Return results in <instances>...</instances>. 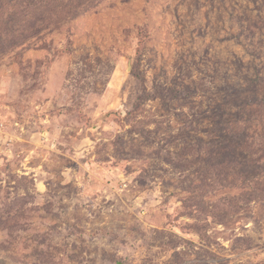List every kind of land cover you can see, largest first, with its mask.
<instances>
[{
    "label": "rangeland",
    "instance_id": "obj_1",
    "mask_svg": "<svg viewBox=\"0 0 264 264\" xmlns=\"http://www.w3.org/2000/svg\"><path fill=\"white\" fill-rule=\"evenodd\" d=\"M260 79L264 0H0V264H264Z\"/></svg>",
    "mask_w": 264,
    "mask_h": 264
},
{
    "label": "trees",
    "instance_id": "obj_2",
    "mask_svg": "<svg viewBox=\"0 0 264 264\" xmlns=\"http://www.w3.org/2000/svg\"><path fill=\"white\" fill-rule=\"evenodd\" d=\"M42 3H43V1H42ZM82 4H83V1H82V3L79 5L78 4V2L76 3V4H74L71 8H68V9H71V10H76L77 9V11H79L80 10V8L82 7ZM70 11V10H69ZM260 83V84H259ZM259 83H258V85H260V88H261V86L263 87L264 86V79H260L259 80Z\"/></svg>",
    "mask_w": 264,
    "mask_h": 264
}]
</instances>
